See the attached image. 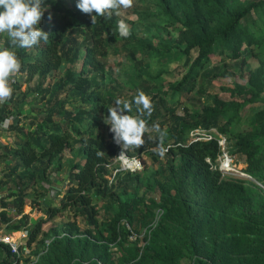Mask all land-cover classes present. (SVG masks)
<instances>
[{"label": "trees", "instance_id": "trees-1", "mask_svg": "<svg viewBox=\"0 0 264 264\" xmlns=\"http://www.w3.org/2000/svg\"><path fill=\"white\" fill-rule=\"evenodd\" d=\"M153 3H133L131 8L134 14L142 11L140 20L155 17L151 24L157 33L141 35L134 20H129L131 35L124 38L118 31L114 34L120 17H97L92 25L91 17L77 8V0H45L50 8L40 27L49 32L48 42L16 49L23 63V80L13 85L12 98L0 106V123H9L0 129L13 131L16 145L0 153V162L8 156L17 163L16 170L29 174L33 169L26 184L34 189V183L52 180L53 169H58L55 163L65 150L80 143L83 151L81 161H70L69 184L58 204L51 203L45 216L28 227V244L34 243L38 255L31 264H264V0ZM161 30L177 34L167 38ZM82 32L90 33L88 40H80ZM0 43L7 44L5 36H0ZM113 49L132 57L138 77L145 75L155 82L141 88L154 105L147 123L149 127L167 124L169 136L165 138V162L154 171L145 166L139 171L121 169L120 146L111 139V132H105V104L118 97L131 102L138 90L136 86L125 89L112 77L107 64ZM175 49L183 60V74L165 85L161 80L170 73ZM213 54L222 57L224 67L209 66ZM144 57L149 60L141 66L136 61ZM252 58L258 59L257 66L251 65ZM145 64L158 69L151 71ZM58 73L62 74L54 86L42 94L43 99L49 95L55 101L49 99L45 104L48 128L36 120H31L35 128H25L18 118L29 115L22 105L28 93L21 90L23 82L37 76L43 85ZM223 76L246 77V81L226 88L230 97L224 98L210 92ZM124 90H130L128 95H122ZM64 91L79 103L66 108L68 101L59 98ZM209 94L206 102L192 108L188 105L190 95L201 100ZM55 113L61 115L58 120L53 118ZM197 128L215 129L217 134L210 140L199 139L191 135ZM221 135L231 156L245 157L243 171L255 181L212 167L223 152L218 142ZM154 138L149 148L144 144L126 155L141 157L144 149L159 162L156 133ZM75 161L81 164L77 169L72 167ZM14 181L21 191L28 188ZM94 199L105 203L98 207ZM68 210L71 217L56 221ZM2 220H8L5 213ZM47 222L52 225L44 229ZM25 225L22 222L10 230ZM132 234L137 238L132 239ZM22 263L0 241V264Z\"/></svg>", "mask_w": 264, "mask_h": 264}, {"label": "rangeland", "instance_id": "rangeland-1", "mask_svg": "<svg viewBox=\"0 0 264 264\" xmlns=\"http://www.w3.org/2000/svg\"><path fill=\"white\" fill-rule=\"evenodd\" d=\"M154 1L155 0H134V4L138 3V5L145 6L150 3H153ZM49 8L46 12L49 11ZM141 12L142 11H140L137 14H134L132 11V8H129L127 10L122 9L120 18L124 19L126 23L129 20H134L135 30L137 33L141 35H147V34L150 35V34H154L155 32L157 33L158 28H154L151 24L153 21H155V17L150 16V17H146L144 20H140ZM262 18H264V14L262 15ZM148 21H150V23H148ZM161 33L163 36L167 38H170V33L174 35V37L177 34L176 32L170 31V30H161ZM107 35H108V32L104 34V36L106 37ZM89 36H90V33L88 34V33L82 32L80 34V40L86 41L88 40ZM119 45H121L120 42L117 44V46ZM108 52H110V48L108 49ZM137 56L140 57V53H138ZM172 56H173V59L171 61L170 66L168 67L170 70L169 71L170 73H166L164 79L161 80V82H163L165 85L171 82H176L177 79H179L183 74V69H180V63H182L183 60L180 58V56L177 55L176 49L173 51ZM221 58L222 57L219 55H215V54L211 55V62L209 66L210 67H213L215 65L223 66L225 61L221 60ZM145 60H149V59L144 57V58L138 59L136 62L139 63V65L143 66V62ZM226 62H228V64L230 65H233L234 63V61H231L229 59ZM250 62H251V65L253 66L258 65V59L252 58ZM108 65L112 67L111 68L113 72L112 77L118 80L119 84L124 85L125 89L134 87V86H136L138 89H141L147 86L148 84L153 85L155 83L154 81H149V79H147V76L145 75L143 77L141 76L138 77L136 75V72L138 70H136L133 67L132 57L130 56L125 57L124 53H120V52L116 53V50L114 49L111 50V53L109 55L107 66ZM146 68L153 71L154 69H158V66H155L154 64L153 67L149 68V66L147 65ZM61 74L62 73H58L54 77L48 78L47 81L43 85L39 84V79L37 76L28 83L23 82L21 86V90L22 91L26 90V92L28 93H27V96L23 98L22 105L24 106V109L29 112V115H27L26 113L24 115L20 114L18 115V118H19L20 124L25 126V128L27 129H29V127L30 129L35 128V125L31 123V120L33 121L36 120L39 122L42 121L45 124L44 127L48 128V125L44 121V116L46 112L45 104L49 99H53V98H51L48 95L46 99H43L42 94H44V89L47 88L49 85L54 86V84L57 82ZM20 79L23 80L22 73H20L19 77L17 78V81ZM108 80L109 78L106 79L107 82ZM236 81L245 82L246 77H240V76L219 77L217 79L218 83L217 82L214 83V85L210 89V92L219 93L220 96L224 98H229L230 93L226 88L232 87ZM142 83H143V86L141 87ZM128 91L130 90H127V91L124 90L121 93L122 95H125L126 93H128ZM209 97H210V94L206 95L205 97H202L201 100H198L196 96L190 95L187 98V102H188V105L192 108L193 104L195 105V103H198V102H201V103L206 102L209 99ZM59 98L66 99V101H68L66 103V108L72 107L73 105L72 102L79 103L78 99L74 98L73 94L70 92H65V91L61 92L59 94ZM114 102L115 101H112L111 103H106L105 108L108 105L114 104ZM13 107H14V104L11 105L10 108H13ZM177 112L181 113L182 111L178 109ZM62 114H64L63 111L61 112V115ZM132 114H135V108H133ZM61 115H59L58 113H55L53 115L54 120H58L61 117ZM9 119L13 123L14 116L13 115L10 116ZM166 125L167 124L162 125L160 127L161 130H166L167 132L168 126ZM107 130L108 132H110L109 125H107V129L105 130L106 134H107ZM154 134L155 133L152 132L151 135H147V137H144L147 148L151 146L152 144L151 141L154 142V139L150 138V136L154 137ZM15 136H14L13 131L0 129V153L6 152V147L8 149H11L16 145ZM166 136H169L168 132ZM108 139L110 138L108 137ZM111 139L113 140V133L111 134ZM120 149L121 147L118 148L119 151ZM140 156H141L140 157L141 161L143 163L141 170L145 166L149 168L153 167L152 171H154L157 168V166H160L161 164H164L165 162V156L163 157L159 156L158 157L159 162L155 163L151 155L147 152H144V149L141 151ZM232 157H233L234 166L236 167V169L244 172L243 170L246 167V163L244 162L245 157L239 154L232 155ZM82 158H83V151H82V145H80V143H77L75 148L71 150L69 149L65 150L64 153L62 154V157L57 161V163H55V168L58 167V169H53L54 171L51 177L52 180L48 182L47 184L43 183V185H41L40 182L34 183V186H35L34 189H31L26 184L27 182H29L28 180L30 179V175L33 174V169L32 170L30 169V172H28L30 175L24 174L22 173V170H16L17 163L15 162L13 158L7 156L6 158L2 159V161L0 162V216L2 218V213H5L8 216V220L7 222L2 220V226H0V228L3 229L4 231L11 232L10 230L11 227L15 225H20L22 222H25L26 225L24 228H22V229H25V228H28L32 224L33 220L38 219L41 216H45V212L48 206L51 203L58 204L60 200V196L62 195L61 193L63 192L62 190H64L69 184V170L71 166L70 161L71 160L81 161ZM115 164L116 163L114 161L113 166H115ZM80 165L81 164L75 161L74 166L72 165V167L77 169L80 167ZM122 166L123 164L121 163L120 165L121 169H122ZM19 176H21V178ZM15 179H16V182H19V184L20 183L22 184V187L23 186L28 187L25 192L21 191L18 185H15V181H14ZM251 179L255 181L254 178H251ZM42 182L43 181H41V183ZM260 185L263 186L262 184ZM94 202L98 205V207L101 206V204L105 203L104 199H94ZM69 217H71L70 210L64 212L62 216H58L56 218V221L67 220ZM83 218L86 221L88 220L86 217H83ZM80 219L82 220L81 217H78L79 221ZM51 225H52L51 222H47L43 224V228L48 229ZM11 233H13V231ZM14 236H18L17 231L14 234ZM35 249H36L35 245L29 246L28 249L23 248V250H25L26 253H28V255L34 256V258L33 256L28 257L29 259H32V260L36 258V254H34ZM24 260H26V258ZM29 262L31 261H28V262L23 261L22 264H28Z\"/></svg>", "mask_w": 264, "mask_h": 264}, {"label": "clouds", "instance_id": "clouds-1", "mask_svg": "<svg viewBox=\"0 0 264 264\" xmlns=\"http://www.w3.org/2000/svg\"><path fill=\"white\" fill-rule=\"evenodd\" d=\"M134 0H77V8L91 17L92 25L97 17L111 19L113 15L120 17L121 10L133 6ZM50 5L45 0H0V36H5L7 44L0 43V104L6 103L13 96V85L19 77L23 63L16 49H32L49 40V32L44 31L40 24ZM48 19H52L49 12ZM120 37L131 35L129 25L124 19H118L116 29ZM135 105V114L133 113ZM103 122L109 125L114 142L121 147L117 157L144 146L146 134L154 131L158 137L157 154L163 157L168 149L165 147L166 130H161L158 123L149 128L147 119L154 111L149 95L138 89L132 101L117 98L108 105ZM147 118V119H146ZM155 139L154 137H151ZM102 156L103 152H98ZM139 171V170H138Z\"/></svg>", "mask_w": 264, "mask_h": 264}, {"label": "built area", "instance_id": "built-area-1", "mask_svg": "<svg viewBox=\"0 0 264 264\" xmlns=\"http://www.w3.org/2000/svg\"><path fill=\"white\" fill-rule=\"evenodd\" d=\"M4 103L0 104L3 105ZM8 122L4 121L0 123V127L3 129L8 128ZM214 134H217L215 129H212L210 131H205L203 129L197 128L194 129L191 132L192 136H196L199 139H205V140H210L214 137ZM218 142L220 146L222 147V154L218 159V163L213 164V168H218L221 170L224 174H234V175H240V176H245V177H250L252 178L249 174L246 172L239 171L236 169L234 166V160L233 157L230 155V153L227 150V141L225 136H219ZM121 151H119L120 154ZM121 160V163L123 164L122 169L123 170H130V171H138L141 170L143 163L141 161L140 157H128L127 155L123 157H119ZM209 163H211V159L207 158L206 159ZM159 216L157 217V219ZM126 225L129 226V224L126 222ZM0 226H2V218L0 216ZM16 231L7 232L4 231L3 229L0 228V241L8 244L10 246L11 252L17 255V258L20 262H23L24 258L31 257L33 255H28L23 248L28 249L29 246H34V243L32 245L28 244V238H29V228L21 229L18 230V236H14ZM132 239H136L137 235L132 234L131 235ZM50 240H47V243H49ZM34 258V256H33ZM38 259V255H36L35 259H31L32 261L29 262L28 264H31L33 261H36Z\"/></svg>", "mask_w": 264, "mask_h": 264}]
</instances>
